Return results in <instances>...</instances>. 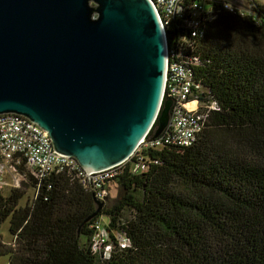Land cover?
I'll list each match as a JSON object with an SVG mask.
<instances>
[{
    "label": "trees",
    "instance_id": "1",
    "mask_svg": "<svg viewBox=\"0 0 264 264\" xmlns=\"http://www.w3.org/2000/svg\"><path fill=\"white\" fill-rule=\"evenodd\" d=\"M245 2L244 17L220 10L202 34L182 35L198 86L192 98L206 114L195 143L142 146L136 162L147 169L133 174L127 164L114 181L119 199L102 202L91 220L101 201L77 178L52 173L39 181L22 164V188L0 191V230L8 221L11 236L10 244L0 237V255L8 264H264V4ZM220 5L211 2L215 11ZM157 127L146 141L160 139ZM102 216L108 258L91 247Z\"/></svg>",
    "mask_w": 264,
    "mask_h": 264
},
{
    "label": "water",
    "instance_id": "2",
    "mask_svg": "<svg viewBox=\"0 0 264 264\" xmlns=\"http://www.w3.org/2000/svg\"><path fill=\"white\" fill-rule=\"evenodd\" d=\"M166 54L150 0H0V115L38 125L89 186L167 128Z\"/></svg>",
    "mask_w": 264,
    "mask_h": 264
},
{
    "label": "built area",
    "instance_id": "3",
    "mask_svg": "<svg viewBox=\"0 0 264 264\" xmlns=\"http://www.w3.org/2000/svg\"><path fill=\"white\" fill-rule=\"evenodd\" d=\"M159 16L166 35L167 54L163 101H170V120L167 128L159 135L160 139L144 140L137 151L126 162L111 169L86 175L77 161L70 157L54 153L48 134L38 125L16 114L0 115V191L5 187L21 189L27 176L19 172L24 164L31 175L41 181L52 173H66L77 178L80 183L93 192L95 198L104 202L108 196L110 184L121 175L123 168L130 164L129 172L136 174L147 169L146 163L136 156L142 146L155 147L161 143L189 147L193 145L205 126L206 114L200 113V104L193 99L194 86L189 63L183 54L189 47L187 38L182 35L198 36L204 21H212L217 11L230 14L238 12L246 15V10L221 2L220 8L213 10V0H150ZM202 34V32H200ZM208 109H217L210 105ZM135 160L133 163L132 160ZM8 178V179H6ZM10 189V190H11ZM108 224L101 220L92 226V251L108 258L113 251ZM121 248L128 246V240L115 235Z\"/></svg>",
    "mask_w": 264,
    "mask_h": 264
},
{
    "label": "rangeland",
    "instance_id": "4",
    "mask_svg": "<svg viewBox=\"0 0 264 264\" xmlns=\"http://www.w3.org/2000/svg\"><path fill=\"white\" fill-rule=\"evenodd\" d=\"M261 1L264 4V0H261ZM6 179H8V178H6ZM10 189H11L10 187H5L4 189H1V191L4 194H7ZM120 193H121V191H120L119 185H117L115 183L110 184L109 193H108V196L105 199L104 203L107 206L113 205L119 199ZM27 195H28L27 196L28 198H32V191L28 190ZM24 203H25V199L22 201L21 204H24ZM101 221L103 223H108L109 219L106 216H102ZM0 237L5 244L11 243V236L9 234V222L8 221H6L2 225L1 230H0ZM8 262H9V255L8 254L0 255V264H8Z\"/></svg>",
    "mask_w": 264,
    "mask_h": 264
}]
</instances>
